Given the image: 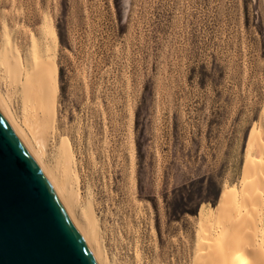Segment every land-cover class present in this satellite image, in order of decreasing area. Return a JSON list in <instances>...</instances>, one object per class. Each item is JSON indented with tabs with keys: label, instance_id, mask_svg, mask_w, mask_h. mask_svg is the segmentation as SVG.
I'll use <instances>...</instances> for the list:
<instances>
[{
	"label": "rangeland",
	"instance_id": "obj_1",
	"mask_svg": "<svg viewBox=\"0 0 264 264\" xmlns=\"http://www.w3.org/2000/svg\"><path fill=\"white\" fill-rule=\"evenodd\" d=\"M11 46L24 65L55 63L44 159L70 142L75 213L91 206L105 264H195L217 231L233 251L237 219L248 237L256 221L264 249V0H0V59ZM0 88L11 89L1 60ZM20 91L11 104L26 128ZM259 163L245 198L244 172ZM205 178L221 185L218 202L185 213L175 191ZM234 189L241 215L215 226Z\"/></svg>",
	"mask_w": 264,
	"mask_h": 264
},
{
	"label": "bare ground",
	"instance_id": "obj_2",
	"mask_svg": "<svg viewBox=\"0 0 264 264\" xmlns=\"http://www.w3.org/2000/svg\"><path fill=\"white\" fill-rule=\"evenodd\" d=\"M51 35L53 40H56L54 34ZM53 43L51 44L53 45ZM35 58V60L24 65L12 46L2 53L0 60L4 66V78L9 81L11 89L5 92L0 88V102L61 194L98 264H105L101 237L94 226L91 206H86L82 212V218H79L75 213V208L81 199L79 194L80 182L70 142L67 139L61 141L54 164L45 162L44 156L47 155L46 151L55 131L58 71L51 57L38 56ZM15 89H21L22 118L26 128L19 123L12 109V95L14 96ZM261 161L262 159H260V163ZM260 163L253 168H246L244 172V186L241 190H243L245 198L255 197L254 193L259 182L255 181L252 172L262 167ZM234 191L235 189L231 194H222L215 217V226H224L225 223L232 221L230 219H235L238 217L237 215H241L240 209L238 210L233 200ZM233 221L239 230V240L234 249L232 247L233 251L226 250L224 247L226 240H228V237L224 235V230L217 231L216 234L212 232L214 235L210 233L212 236L208 238L209 245L207 244L206 247L209 250L206 249V254L200 255L201 260L200 258L196 259L195 264H264V249L255 245L256 231L258 230H255L257 228L256 221L254 219L249 220L252 230L250 237L243 232V228H240L241 225L237 223L239 219ZM210 228L212 231V226Z\"/></svg>",
	"mask_w": 264,
	"mask_h": 264
},
{
	"label": "water",
	"instance_id": "obj_3",
	"mask_svg": "<svg viewBox=\"0 0 264 264\" xmlns=\"http://www.w3.org/2000/svg\"><path fill=\"white\" fill-rule=\"evenodd\" d=\"M0 264H98L1 102Z\"/></svg>",
	"mask_w": 264,
	"mask_h": 264
},
{
	"label": "trees",
	"instance_id": "obj_4",
	"mask_svg": "<svg viewBox=\"0 0 264 264\" xmlns=\"http://www.w3.org/2000/svg\"><path fill=\"white\" fill-rule=\"evenodd\" d=\"M221 189V185L216 180L205 178L177 189L174 198L184 204L185 213L197 215L203 203L215 205L218 202Z\"/></svg>",
	"mask_w": 264,
	"mask_h": 264
}]
</instances>
